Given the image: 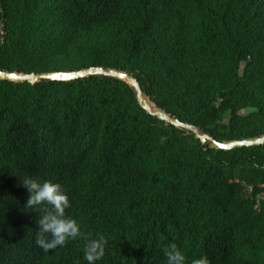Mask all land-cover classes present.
Segmentation results:
<instances>
[{
	"label": "trees",
	"instance_id": "trees-1",
	"mask_svg": "<svg viewBox=\"0 0 264 264\" xmlns=\"http://www.w3.org/2000/svg\"><path fill=\"white\" fill-rule=\"evenodd\" d=\"M88 67L132 74L216 141L264 134V0H0L1 71ZM193 130L115 77L0 80V264H88L82 238L36 244L26 176L59 184L65 216L106 238L94 264H167L172 244L185 264H264V144L216 149Z\"/></svg>",
	"mask_w": 264,
	"mask_h": 264
},
{
	"label": "clouds",
	"instance_id": "clouds-1",
	"mask_svg": "<svg viewBox=\"0 0 264 264\" xmlns=\"http://www.w3.org/2000/svg\"><path fill=\"white\" fill-rule=\"evenodd\" d=\"M22 186L30 194L26 208H40L39 225L36 244L45 252L63 247L69 239L78 237L85 240L84 259L88 264H94L105 253L107 240L104 236L92 238L91 234H84L80 225L65 216V210L70 206L66 194L61 191L59 184L45 181L42 184L30 176L22 178ZM50 206V207H49ZM50 237V238H46ZM167 264H185V256L177 249L175 244L164 249ZM191 264H210L206 256L193 259Z\"/></svg>",
	"mask_w": 264,
	"mask_h": 264
},
{
	"label": "water",
	"instance_id": "water-1",
	"mask_svg": "<svg viewBox=\"0 0 264 264\" xmlns=\"http://www.w3.org/2000/svg\"><path fill=\"white\" fill-rule=\"evenodd\" d=\"M90 75H105L111 76L118 79L125 80L130 86L134 88L136 91V97L139 105L145 111L149 112L152 115H156L159 119L165 120L167 123L178 127L193 130L189 125L179 121L178 119L165 114L161 110H154L147 103L144 95L141 93L140 86L137 80L133 77L132 74L117 69H104L101 67H88L74 71H49V72H41V73H31L27 74L24 72L17 71H1L0 70V80L10 81V82H30L35 83L41 80H50V81H69L77 78H82ZM196 137L201 140L202 143L210 141V147L216 149L229 150L237 147L243 146H258L264 144V134L245 139L238 140H229V141H216L211 139L207 134H199L197 130H193Z\"/></svg>",
	"mask_w": 264,
	"mask_h": 264
},
{
	"label": "rangeland",
	"instance_id": "rangeland-1",
	"mask_svg": "<svg viewBox=\"0 0 264 264\" xmlns=\"http://www.w3.org/2000/svg\"><path fill=\"white\" fill-rule=\"evenodd\" d=\"M86 40H83L82 42H81V44H83L84 42H85ZM69 60L68 59H66L65 60V62H68ZM243 67H244V63L242 62V63H240V65H239V73L240 74H242V72H243ZM58 71H74V70H69L68 68H65V69H61V70H58ZM145 97V96H144ZM145 99H148L149 100V98H147V97H145ZM153 106L154 107H152L154 110H156V106L154 105V103H153ZM253 109L252 108H243V109H241L240 111H239V113H241V114H246V113H248V112H250V111H252ZM97 151H98V149H97ZM97 151L95 152V154L92 156V158H91V161H94V159H95V157H96V154H97Z\"/></svg>",
	"mask_w": 264,
	"mask_h": 264
},
{
	"label": "bare ground",
	"instance_id": "bare-ground-1",
	"mask_svg": "<svg viewBox=\"0 0 264 264\" xmlns=\"http://www.w3.org/2000/svg\"><path fill=\"white\" fill-rule=\"evenodd\" d=\"M146 101H147V103L149 104V106H151L152 107V105L148 102V100L146 99Z\"/></svg>",
	"mask_w": 264,
	"mask_h": 264
}]
</instances>
